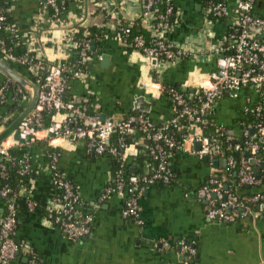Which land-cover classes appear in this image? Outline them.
Returning a JSON list of instances; mask_svg holds the SVG:
<instances>
[{"label": "crops", "instance_id": "crops-1", "mask_svg": "<svg viewBox=\"0 0 264 264\" xmlns=\"http://www.w3.org/2000/svg\"><path fill=\"white\" fill-rule=\"evenodd\" d=\"M0 2L5 4L19 35L28 40V49L48 64L63 61L61 44L73 27L83 26V33L88 35L94 30L104 32L101 39L91 43L93 56L85 77L68 84L65 102L73 106L87 105L90 113L100 117L121 118L141 110L156 125L172 116V104L159 87L178 86L195 91L196 82L216 70L217 57L208 49L223 38L227 27L225 20L204 22L201 0H174L182 21L164 37L190 50L193 56L161 67L158 63L148 66L116 37L122 22L140 19L143 0H65V10L58 19L50 15L46 0ZM71 52L70 60L77 56V51ZM99 55L103 58L101 61L97 59ZM5 63L33 83L27 68ZM17 86L20 87L0 71V89L5 87L6 97L0 105L1 142L15 134L14 123L29 105L28 94L20 87L24 94L17 108L12 106ZM255 101L256 95L251 90L242 91L237 99L218 100L211 112L212 125H224L238 133L240 121L245 117L244 109ZM131 140L134 148L125 164L129 176H138L148 171L150 165L143 141L137 135ZM85 146V141L75 144L57 141L50 146L38 140L20 143L10 150V154L26 158L30 167L26 184L19 191L18 225L13 236L23 256L16 257L11 264H191L173 250H154L153 241L158 239L172 244L180 240L193 243L196 264H264V208L233 224L206 219L201 187L212 171L207 161L199 160L192 153L199 149V144L194 143L191 148L186 144L187 151L171 152L173 177L169 185L147 186L140 199L143 226L121 217L124 194L99 202L116 162L106 155L88 153ZM50 151L57 154L58 169L79 193L82 212L93 216L91 233L77 241L69 240L48 220L52 194L47 167ZM218 163L214 168L221 169L223 164ZM27 199L34 204L31 211L24 208ZM4 212L0 198V219ZM25 247L35 253L38 263L24 256Z\"/></svg>", "mask_w": 264, "mask_h": 264}, {"label": "built area", "instance_id": "built-area-1", "mask_svg": "<svg viewBox=\"0 0 264 264\" xmlns=\"http://www.w3.org/2000/svg\"><path fill=\"white\" fill-rule=\"evenodd\" d=\"M46 1L52 11L50 15L58 19L65 10V0ZM200 4L205 23L227 21L223 38L208 49L217 57L216 70L196 82L194 92L160 86L159 91L162 94L166 92L172 104V116L159 125L142 111L121 118L101 119L99 114L90 113L87 105L73 106L65 102L68 84L85 77L87 64L93 56L91 42L76 39L83 26L68 30L61 44L63 61L48 64L28 49V40L19 35L12 22L7 21L9 14L6 16L0 11V31L26 48V55L18 59L0 37V59L27 68L33 84L38 88L35 109L19 124L15 134L0 143V181H6L11 163L10 150L20 141L25 144L43 140L50 146L57 141L68 144L85 141L88 153L109 156L118 164L99 202L115 194H124L121 217L143 226L140 199L147 186L169 185L173 177L171 152L187 151L186 144L191 148L197 143L199 149L193 151V155L199 160L206 159L212 171L201 187L206 202V219L233 224L263 209L264 0H201ZM181 17L174 0H143L140 19L122 22L116 37L148 66L154 63L160 67L173 64L192 55L190 50L164 37V34L180 26ZM133 27L145 30L148 36H132ZM100 33L101 39L104 32ZM74 50L77 51V59L72 61L70 56ZM97 59L101 61L103 58L99 55ZM245 90L253 91L256 101L244 109L245 117L240 121L239 132L229 131L224 125H215L213 133L206 134L205 129L212 125L213 105L224 97L237 99ZM4 91L5 87H1L0 105L6 100ZM18 92L21 93V90ZM173 130L184 133L181 142L176 140L171 132ZM135 135L147 142L145 147L150 167L141 175L129 176L125 162L134 143L127 140ZM47 160L52 190L48 220L69 240L77 241L91 233L92 213L82 212L79 193L57 167V154L50 151ZM217 161L223 164L221 169L214 168ZM20 164L19 173L24 176L30 168L27 159L21 158ZM242 188L248 189L249 193L242 192ZM0 198L5 208L0 219V264H11L21 249L13 238L18 225L19 192H15L9 184L1 183ZM25 205L29 211L34 208L29 199ZM251 205L260 208L249 209ZM152 246L160 252L173 250L184 255L191 264H196L197 253L191 242L180 240L172 244L158 239L153 241ZM25 249L26 253L34 254L31 249Z\"/></svg>", "mask_w": 264, "mask_h": 264}, {"label": "trees", "instance_id": "trees-1", "mask_svg": "<svg viewBox=\"0 0 264 264\" xmlns=\"http://www.w3.org/2000/svg\"><path fill=\"white\" fill-rule=\"evenodd\" d=\"M156 1H159V0H156ZM0 11L3 14H5L6 16L8 15L7 10H6V7H5V4L2 3V2H0ZM49 13L51 14L52 11L50 10ZM7 21H10L11 22V17L9 15L7 16ZM131 32H132V36H134L136 34H141L144 37H147L148 36L147 35V32L145 30H140V29H137L135 27H133L131 29ZM100 36H101V33H100V31H97V30L90 31V34L89 35L88 34H84L83 31L80 30L76 34V39L79 40V41H90L91 43H93V41L95 42ZM0 37H2L5 40V42L7 44V47L11 49L12 53L18 59H21V58H23L26 55V48H25V46L23 44H21L20 42H17V40H15V39L9 38L6 34L2 33L1 31H0ZM30 55H32V54H30ZM76 59H77V56H72V58H71L72 61H74ZM164 87L166 89H169V88H171V89H179L178 86H164ZM19 90H21L20 87H18V89L16 90L14 104L12 105L14 108H17V106H18V100L24 94V92L19 93L18 92ZM165 94H166V92H165ZM167 97H168V95H167ZM133 113H135V112H133ZM213 131H214V126L213 125H210V126H208L205 129V133L206 134H209V135L212 134ZM171 132H172V134L174 135V137L176 138L177 141H180V142L182 141V139L184 137V134L182 133V131L173 130ZM127 142L128 143H131L132 142L131 138L128 139ZM143 143L144 144H147L146 141H143ZM240 155L241 154L237 155V159L239 158ZM10 158H11V163L9 164V168L7 170V172H8L7 179H6L5 182H3V181L2 182L0 181V182L1 183H7V184H9L10 187L15 192H19L21 190V188H23V186H25V184H26L25 183V177H27V174L24 175V176H22L19 173V171L22 168V165L20 164L21 157H18V156L14 155V154H10ZM117 168H118V164L116 163L114 172L117 170ZM261 175H262V173H261ZM1 183H0V187H1ZM241 191L244 192V193H247V194L249 193V190L246 189V188H242ZM24 208L26 210H28L27 207H26V205H24ZM259 208L260 207H258L257 205H251L249 207V209H253V210H258ZM18 211H19V209H18ZM20 256H23L21 254V251H20V253H19V255L17 257H20ZM24 256L27 257L29 259V261L34 260V263L35 262L38 263V257L35 255V253L34 254L26 253Z\"/></svg>", "mask_w": 264, "mask_h": 264}, {"label": "water", "instance_id": "water-1", "mask_svg": "<svg viewBox=\"0 0 264 264\" xmlns=\"http://www.w3.org/2000/svg\"><path fill=\"white\" fill-rule=\"evenodd\" d=\"M200 8V6H199ZM93 48V47H92ZM0 71L11 81L18 84L23 88L29 97V105L27 109L17 117L14 127H18L19 124L27 118L32 111L35 109L37 98H38V88L30 81L16 73L12 68H10L4 61L0 59ZM194 92V91H193ZM141 111V110H140ZM105 116H102L101 119H104ZM251 136H254V132H251ZM22 143V141H20ZM1 143V140H0ZM206 161V159H204ZM254 161H252L253 163ZM214 166H219L218 161L214 163Z\"/></svg>", "mask_w": 264, "mask_h": 264}]
</instances>
